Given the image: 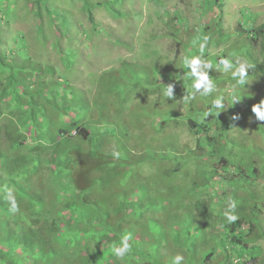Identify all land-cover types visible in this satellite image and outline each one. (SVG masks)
I'll use <instances>...</instances> for the list:
<instances>
[{
	"label": "rangeland",
	"instance_id": "1",
	"mask_svg": "<svg viewBox=\"0 0 264 264\" xmlns=\"http://www.w3.org/2000/svg\"><path fill=\"white\" fill-rule=\"evenodd\" d=\"M262 24L264 0H0V150L22 141L31 152L2 163L3 174L50 165L43 195L56 196L55 211L69 203L60 222L78 226L76 238L138 234L158 257L191 230L222 264L229 233L216 217L230 199L240 208L256 202L264 231V121L252 112L264 100V48L251 32ZM205 36L201 59L213 66L198 71L215 90L186 99L194 90L183 60L200 55ZM221 57L251 65L245 84ZM169 84L174 99L164 95ZM221 96L223 108L210 109ZM75 121L89 143L61 133ZM248 249L264 264V238ZM120 260L110 254L101 264Z\"/></svg>",
	"mask_w": 264,
	"mask_h": 264
},
{
	"label": "trees",
	"instance_id": "2",
	"mask_svg": "<svg viewBox=\"0 0 264 264\" xmlns=\"http://www.w3.org/2000/svg\"><path fill=\"white\" fill-rule=\"evenodd\" d=\"M84 7L90 9L87 3L84 4ZM251 32L257 37L256 39L253 37L256 48H264V24L254 27ZM260 42H262L261 45H258ZM261 71L264 74V66ZM214 82L217 83L216 79H214ZM255 96V98H258L257 93H255ZM209 108L215 110L210 103ZM189 121L191 125L194 122L193 126H198L194 119ZM69 125L72 127L71 131H61V133L70 136L71 132L74 131V135L79 137L82 143L90 142L91 133L82 123L75 121L69 123ZM202 128L206 135L205 137L211 140L208 134L209 129L203 124ZM194 130L192 129V131ZM12 138L9 137L7 139V143L10 145ZM22 146L23 142L18 141L12 145L10 150H0V264H101L104 256L113 254L111 245L113 243L119 245L121 238L117 236V233H120V231H117L116 234L110 231L99 240H93V237L87 240L85 236L83 240L80 237L76 238L74 236L76 232L71 230L77 229L78 226H70L71 220H68L69 226H63L60 222L62 217H64L63 219H68L69 214L65 215L64 212L69 203H66L63 209L55 211L54 207H49V205L54 204L56 196L48 198L43 195L44 186L42 185H45L42 174L43 167H50V165L32 167L21 163V166H15L11 174H3L2 163L23 160L25 156L31 155V152L22 151ZM83 146H80V151L82 152L85 151ZM61 152H65V150H61ZM65 153H67V156L70 155L69 152ZM95 155L97 157L98 153ZM77 157L81 160V164L89 161V158L83 154L77 155ZM30 170L35 171L34 174H36L37 179L34 178V180L30 181L28 177ZM51 184V182L47 181L48 188L52 187ZM9 191L18 205L16 211L11 210ZM226 210L227 208H224L219 212V216L216 217L229 233L225 247L227 257L222 264H259L257 260L260 254H256L257 250L251 252L248 249L250 244H255L264 238L258 204L254 202L250 207H237L234 214L238 216V219L231 224L226 221L223 215ZM204 211L203 209L198 210L195 219L192 217V222H197L204 215ZM4 216H10L14 223H10L8 221L9 218ZM26 218L30 221L28 225L25 223ZM47 222H52V224L46 225ZM53 224L52 228L47 227ZM200 228L205 231L207 227L202 226ZM187 232L188 234L182 239L180 237L174 238L172 246L167 242V247L173 254H160L158 257L154 246H149L148 249L147 243L143 240L144 244H141V237L137 234L129 241L132 245V251L120 262L126 260V264H134V262L135 264H145L147 262L151 264H173V258L176 255H182L184 257L182 264H219L215 260L216 257L213 255V251L209 250L206 252L205 247L203 252L200 251L202 249L199 250L201 247L198 245L199 238L194 239L192 236L194 232L191 230H187ZM162 246L165 247L164 244ZM256 248L254 247V249ZM231 254H233V258H229L228 255L231 256Z\"/></svg>",
	"mask_w": 264,
	"mask_h": 264
},
{
	"label": "clouds",
	"instance_id": "3",
	"mask_svg": "<svg viewBox=\"0 0 264 264\" xmlns=\"http://www.w3.org/2000/svg\"><path fill=\"white\" fill-rule=\"evenodd\" d=\"M208 43V37H203V42L199 44V56L192 57H184L183 64L186 68H191V72L187 75L192 78L191 89L194 91H190L188 95L185 97L186 99H192L195 97L196 93H200L202 96H207L209 93L215 90L214 83L209 78V74L207 72L198 71V68L203 64L206 68H211L213 66L212 62L209 60H202L201 56H203L206 46ZM230 56L234 54H229ZM218 64L223 65L224 72H228V69L235 68V71L232 72L233 79L236 80L238 85H243L246 83V78L248 76V69L251 67L247 62H242L239 58L236 59V63L234 64L231 59L226 57H221ZM238 77V79H236ZM195 78V79H193ZM174 86L169 84L166 86L164 90V95H166L169 99H174L173 94ZM200 89H203V92H200ZM223 97H218L213 101L214 108L220 109L223 108ZM252 112L255 114V118L258 121H264V100H261L259 103L253 105ZM234 119L239 118L233 117ZM114 156H119L118 152L113 153ZM9 199L11 203V210L16 211L18 205L15 201V198L11 196V192L9 191ZM237 207V201L234 199H230L228 202V209L223 213L226 221L231 224L237 221L238 216L234 214L235 209ZM130 234L122 235L119 245L113 243L111 245L112 253L115 257L123 260L127 254L132 251V245L129 243L131 240ZM184 257L182 255H176L173 258V264H182Z\"/></svg>",
	"mask_w": 264,
	"mask_h": 264
}]
</instances>
